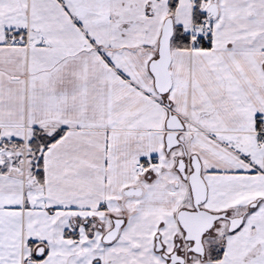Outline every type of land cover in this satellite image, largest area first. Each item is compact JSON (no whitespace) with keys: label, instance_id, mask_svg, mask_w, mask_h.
Instances as JSON below:
<instances>
[{"label":"snow or ice","instance_id":"6c2138e0","mask_svg":"<svg viewBox=\"0 0 264 264\" xmlns=\"http://www.w3.org/2000/svg\"><path fill=\"white\" fill-rule=\"evenodd\" d=\"M0 264H264V0H0Z\"/></svg>","mask_w":264,"mask_h":264}]
</instances>
